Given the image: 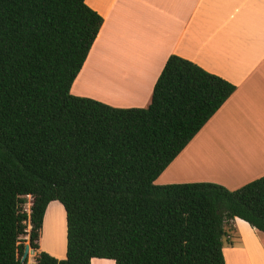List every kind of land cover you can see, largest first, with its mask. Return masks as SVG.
<instances>
[{
    "label": "trees",
    "instance_id": "obj_1",
    "mask_svg": "<svg viewBox=\"0 0 264 264\" xmlns=\"http://www.w3.org/2000/svg\"><path fill=\"white\" fill-rule=\"evenodd\" d=\"M103 24L86 0H0V264H27V241L37 264H227L235 218L264 233V176L156 180L237 86L172 54L148 107L74 95ZM52 201L64 259L40 250Z\"/></svg>",
    "mask_w": 264,
    "mask_h": 264
},
{
    "label": "crops",
    "instance_id": "obj_2",
    "mask_svg": "<svg viewBox=\"0 0 264 264\" xmlns=\"http://www.w3.org/2000/svg\"><path fill=\"white\" fill-rule=\"evenodd\" d=\"M86 1L104 17V24L72 86L74 95L120 108L148 107L155 84L172 54L189 59L237 86L156 184L206 181L237 189L264 176V0ZM111 52L124 54V59H116L121 71L110 72L103 82L118 91L114 101L98 97L91 92L94 87L84 82L88 77L84 78L86 69L99 63L104 53ZM237 141L247 143L252 147L249 150L258 154L256 162L240 169L241 176H232L228 163L229 177L204 171L188 176L182 171L187 157H196L206 150L221 161L233 160L227 149ZM210 153L201 159L215 169L216 161ZM238 168L241 166L237 165ZM202 174L207 176L196 177ZM62 211L67 244L65 208L56 201L47 208L42 232L50 217H57ZM231 225L233 244H225L226 263L264 264V233L240 218H235ZM40 250L47 251L42 247ZM96 259L99 258L93 259L92 264H112L107 259L94 263Z\"/></svg>",
    "mask_w": 264,
    "mask_h": 264
},
{
    "label": "rangeland",
    "instance_id": "obj_3",
    "mask_svg": "<svg viewBox=\"0 0 264 264\" xmlns=\"http://www.w3.org/2000/svg\"><path fill=\"white\" fill-rule=\"evenodd\" d=\"M98 50V47L97 49H95V52ZM104 56L107 55V56H102L100 57V62L99 63H96L93 67H88L89 69H86L85 71V77L88 76L84 82L88 83L89 85H91L92 87L95 88V86H99L101 84H104V78L110 73L112 72L113 73H116V72H120V63L116 61L119 60V58H122L124 59V54L123 53H120V52H115V53H104L103 54ZM107 57V58H106ZM105 58V60H104ZM88 70V71H87ZM106 90H108L109 92L111 93H99L97 92L95 89L94 91L92 90L91 92L94 93L95 95H97L98 97H106V99L108 100H111V101H114L116 99V93L117 91L111 89L110 87H105ZM90 91V90H89ZM87 97V96H85ZM145 108V106H144ZM239 140V139H237ZM252 148V147H248V144L247 143H244L242 141H237L236 142V145H232L231 149H227V153H230V155L233 158V160H229V159H225V161H221L220 159H217V158H214L212 157V153H210V151L206 150V151H202L199 153V155H205V153H210V156L215 159L216 161V165H215V169H213L212 167L210 169H205L206 167H202V170L205 172V174H222V176H228L230 174V171H231V175H240L241 176V170L240 169H243V167H245L244 165H251V163H254L258 160L257 158V155L255 152L253 151H250L249 149ZM197 154V153H196ZM188 159L186 160V162H188L189 160H191V163L194 162L196 164H199L196 162V158H195V155L192 156V157H187ZM229 165V169L230 171H226V169H228V165ZM184 165V164H183ZM237 165L241 166V168H238L236 170V167ZM226 171V172H225ZM198 175L196 177H203V176H207V175ZM229 177V176H228ZM256 180V179H255ZM254 181V180H253ZM251 182V181H250ZM216 183V182H214ZM249 183V182H248ZM219 184V183H218ZM222 185V184H221ZM242 187V186H241ZM240 188V187H238ZM236 189V188H234ZM58 202V204H62L60 201H56ZM30 203L28 202L26 204V208L28 211H30ZM63 206V204H62ZM66 212V211H65ZM61 218H63V228H62V231H63V243H59L58 245H56L55 243V239L56 238V217H50L49 219V223L45 229V231L42 232L41 234V238H43L42 240V245L41 247L42 248H45V250L49 251V253H52L53 256L55 255V257H57L58 259L62 256L63 258H60V259H64L66 256V251H67V244H65V231H64V216H63V211L59 214ZM232 226V225H231ZM233 227V226H232ZM234 231V230H233ZM232 232V231H231ZM56 235V236H55ZM54 236V238H53ZM53 239V240H52ZM54 241V242H53ZM27 244H29V241H27ZM64 251H65V254H64ZM38 251L34 250V249H31L30 250V253H29V256H28V263L27 264H37L36 262V255H37ZM97 261H95L94 263H97L98 260H104V259H96ZM107 260H110L112 262V264H115V262L111 259H107ZM106 260V261H107Z\"/></svg>",
    "mask_w": 264,
    "mask_h": 264
},
{
    "label": "bare ground",
    "instance_id": "obj_4",
    "mask_svg": "<svg viewBox=\"0 0 264 264\" xmlns=\"http://www.w3.org/2000/svg\"><path fill=\"white\" fill-rule=\"evenodd\" d=\"M106 86H104V84H101L97 87H95L94 89L99 92V93H108L109 91L106 90L105 88ZM118 92V91H117ZM111 93V92H109ZM201 156L203 155H196V162L199 163V164H196L194 162L191 163V160H189L188 162L184 163L183 167H182V171H184L185 175L187 174L188 176H191V175H195V174H198V173H201L203 170H202V167H206L205 169H210V167L207 165V162L203 161L201 159ZM60 215H58L56 217V238L57 240H55V243L56 245H58L59 243H63V231H62V228H63V218L59 217ZM53 240V239H52ZM54 242V241H53Z\"/></svg>",
    "mask_w": 264,
    "mask_h": 264
},
{
    "label": "water",
    "instance_id": "obj_5",
    "mask_svg": "<svg viewBox=\"0 0 264 264\" xmlns=\"http://www.w3.org/2000/svg\"><path fill=\"white\" fill-rule=\"evenodd\" d=\"M31 249H33V248L29 244H27L26 248H25V253H24V256H23V260L28 258Z\"/></svg>",
    "mask_w": 264,
    "mask_h": 264
}]
</instances>
